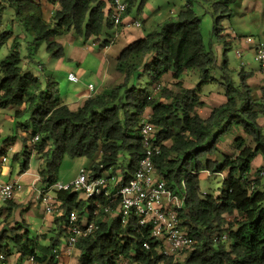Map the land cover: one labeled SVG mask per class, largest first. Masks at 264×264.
<instances>
[{
    "label": "trees",
    "instance_id": "16d2710c",
    "mask_svg": "<svg viewBox=\"0 0 264 264\" xmlns=\"http://www.w3.org/2000/svg\"><path fill=\"white\" fill-rule=\"evenodd\" d=\"M44 1L58 5L51 19L44 16ZM147 1L142 0L139 12ZM108 2L0 0V27L3 12L9 7L15 12V20L32 36L25 56L15 42L11 54L0 63V109H15L16 119L28 116L32 128L29 122L20 128L34 136L39 134L35 149L43 160L41 183L47 186L58 181L61 162L67 157L89 159V170L93 176H100L115 174L120 161L128 156L126 170L120 171L123 180H129L144 156L142 124L152 123L161 144V153L154 158L159 176L175 191H179L183 179L187 180L186 208L179 211V217L195 244L182 262H175L173 256L163 254L159 241L150 239V227L139 225L138 219L125 224L120 217L103 221L100 217L99 229L77 245L78 263L121 264L130 260L131 264H264V177L259 174L264 171V135L259 123L264 116V88L262 97H256L246 83L253 74L242 71L238 81L225 62L224 66L218 64L213 49L204 43L201 19L192 4L126 46L114 61L122 81L90 96L77 110L64 104L60 83L36 60L44 49L54 58H62L64 48L56 38L65 32L74 31L89 40L100 36L105 27L112 28ZM229 3L230 0L216 2L215 14L224 16ZM131 6L132 2L126 15ZM12 36L10 31L0 32V49ZM222 40L227 44L223 37ZM25 59L39 67L40 76L30 67H23ZM186 71L198 73L196 89L183 86L181 78ZM173 80L178 91L162 86ZM219 80L225 87L226 101L204 116L200 112L205 106L201 87ZM244 134L252 138L253 148L247 146ZM227 135L238 152L234 156L221 150L220 143L226 141ZM14 137H7L4 143ZM5 150L0 148V157ZM30 154L26 152L23 170L29 166ZM258 155L263 169L253 177L250 170ZM204 169L226 173V188L221 193L202 192L199 172ZM251 181L257 186L255 190L250 188ZM80 195L58 193L64 211L61 220L66 223L46 245L39 236L30 235L25 221L12 223L8 214L0 220V254H16L19 258L33 255L40 264H56L53 249L60 246V236L67 233L66 216L72 211L92 215L97 208L93 200ZM86 201H90V207L85 211ZM96 201L102 209H116L119 205V201L111 203L105 197ZM100 215L106 214L102 210ZM228 217L233 221L226 227ZM43 238L46 240L47 235ZM146 241L149 249L144 247Z\"/></svg>",
    "mask_w": 264,
    "mask_h": 264
},
{
    "label": "rangeland",
    "instance_id": "374dc122",
    "mask_svg": "<svg viewBox=\"0 0 264 264\" xmlns=\"http://www.w3.org/2000/svg\"><path fill=\"white\" fill-rule=\"evenodd\" d=\"M126 3L132 2L131 11L128 14L130 24V35L122 36L119 39L118 47H121L122 44H127L128 42L135 41L138 36L144 37L147 33L159 28L167 18L177 16L185 7L190 3L192 8L196 11L201 19V31L203 34V39L205 45L209 48L211 47L216 55L219 65L224 66V62L227 65L226 69L232 73L233 78L236 80H241V72L245 71L248 74H253L254 78L246 79V83L252 89L256 97H262L263 86L261 84V76L259 71V64L254 60L255 45L263 43L264 45V0H230L228 4L229 11L225 13L224 16H219L215 14V3L219 0H148L144 5L141 12L139 8L141 6L142 0H123ZM50 9H54L52 5H49ZM110 8V3L108 6ZM47 17L51 19L52 14L47 13ZM141 23V27H135L133 22ZM222 31H218V29ZM10 31L13 33V36L7 41V43L0 49V63L8 58L11 54L13 45L15 42H18L19 50L22 56H25L28 44L32 42V36L24 30V25L15 20V12L12 8L7 7L3 12V24L0 27V32ZM114 33V29L105 27L100 36H93L89 40L80 37L74 31L65 32L63 35L56 38V41L59 42L64 48V56L60 59L54 58L51 54L44 49L41 54L36 56L37 61H41V65L46 66V70L51 72L49 66L58 63L56 68L57 75L54 77L60 83V94L63 96L66 93L74 94L77 93L82 85L69 83L66 80V75L69 71H77L79 65L84 68H88L90 72V79L95 85H99L100 79L96 75L99 66V41L100 43H105L110 39V35ZM137 34V35H136ZM218 34L220 35L218 37ZM222 37L227 41V44L222 40ZM87 41L89 45H92L94 42L98 43L96 47L97 50L91 52H83L81 58L71 57V53L74 50V47L82 48L84 47L83 43ZM228 45V47H227ZM227 48V50H226ZM80 50V49H79ZM71 57V59H70ZM102 60V59H101ZM113 61V62H112ZM111 61L110 70L114 69L115 62L114 59ZM30 61L25 59L23 61V66L26 64L29 65ZM39 67L30 63V70L35 72L36 76H40ZM50 68V69H49ZM221 71V70H220ZM219 74V72H218ZM258 76V78H256ZM260 76V78H259ZM248 78V77H247ZM182 84L186 88L196 89L197 84L199 83V75L196 71H186L182 78ZM219 80L216 83H211L209 85L202 86L200 97L202 101H205V106L200 110L202 115H208L210 111L225 103L226 98L224 96L225 87L221 85ZM174 80L170 84H163L162 86L165 89L178 91V87L174 84ZM161 89V88H160ZM163 89V88H162ZM161 89V90H162ZM158 90V95L159 91ZM160 101H165L164 98H161ZM151 113V110H149ZM149 116V115H148ZM29 122L30 129L32 128V123L28 119V116H23L20 118H15V109H0V147L4 143V139L9 136L15 135L14 140H10L8 143L12 142V146L17 148L21 145L24 150H29L31 153H37V150L34 146H31V140L34 135L29 132L22 136L23 132L20 128L21 124ZM259 123L262 128L264 135V116L259 118ZM17 138V139H16ZM246 139V144L249 147H254L252 138L244 134ZM16 139V140H15ZM232 137L227 135L225 142L220 143V147L223 153L227 155H233L236 152L232 146ZM9 145V144H8ZM13 151V150H12ZM10 153V154H9ZM11 164L15 165L13 160L14 153L8 152ZM38 155V154H37ZM26 159L25 153L20 156L19 162L24 163ZM83 160L80 158H65L60 165L58 177L60 180L66 181L71 180L77 174L78 167ZM90 162V161H88ZM129 163V157L126 156L123 158L119 165L117 166L118 171L115 170V174L112 172L104 173L105 176H115L123 177L121 169L126 170V166ZM36 166V165H35ZM39 166L36 167V169ZM44 167L40 168L39 173ZM263 169V160L260 155H258L254 162L252 163V169L250 174L255 177L259 170ZM226 175V173L224 172ZM200 186L202 192H208L217 194L222 192L226 188V184H223V179L221 177H207L205 175L201 176ZM90 207V201H86L84 210H88ZM36 207L33 215L29 219L31 220L32 227H30V235H37L38 232H42L41 228V213ZM102 218V221L107 218H113L112 216L99 215V218ZM57 217H54L52 223L55 222ZM226 227L229 222L233 221V217H228L226 219ZM51 223V224H52ZM56 227V226H55ZM46 232L49 235L53 234L51 227H49ZM39 241L43 242L45 245L49 241L42 238V235ZM194 249V246L185 249L179 253L170 252L167 256H173L175 262H182ZM18 259V255L11 257V260ZM72 264H79L77 254L73 257ZM121 264H131L130 260L121 261Z\"/></svg>",
    "mask_w": 264,
    "mask_h": 264
},
{
    "label": "built area",
    "instance_id": "2783aa9c",
    "mask_svg": "<svg viewBox=\"0 0 264 264\" xmlns=\"http://www.w3.org/2000/svg\"><path fill=\"white\" fill-rule=\"evenodd\" d=\"M110 3V22L114 29L113 36L109 44H113L121 36L122 26L128 10V3L123 0H109ZM133 25L140 27L141 23L135 21ZM254 60L259 64L261 84L264 88V45L256 44ZM68 79L78 82L79 79L74 73L68 74ZM89 97L96 93L94 84H88ZM156 128L148 121H144L141 127V140L144 148V156L139 161L133 176L124 181L122 176H93L88 167L83 166L78 170L77 175L69 181L58 180L51 185H40L41 176H37L29 189L33 191L37 200L44 205L45 212L48 214L63 215L64 211L60 203H57L52 193L61 191L80 192L85 199L93 200L97 208L92 215H81L77 211L67 215V236L60 247L53 249L56 258L61 253L72 255L77 250V245L82 238L90 237L99 229V215L101 211L112 217H120L123 223L138 219V223L144 227H150V239L159 241L163 246V254L170 252L179 253L195 244L194 238L182 226L179 211L186 208L188 198L187 180L181 181L179 191L170 189L167 182L159 176L155 167L154 158L161 153V144L156 137ZM40 136L36 134L32 140V146H36ZM12 151L9 148L7 152ZM7 155H3L1 163H6ZM197 174L196 171H192ZM199 173L207 177L225 178L224 172H211L208 169L201 170ZM264 177V171L260 173ZM251 190L257 188L251 181ZM24 184L16 180H5L0 174V206L14 199L16 195L25 191ZM99 197H105L111 203L119 201L116 209L110 206L102 207L96 201ZM102 209V210H101ZM144 247L149 249L148 241ZM11 256L0 254V264H11ZM30 264H40L33 255L26 256ZM17 260L13 259V264Z\"/></svg>",
    "mask_w": 264,
    "mask_h": 264
},
{
    "label": "crops",
    "instance_id": "0c3cea01",
    "mask_svg": "<svg viewBox=\"0 0 264 264\" xmlns=\"http://www.w3.org/2000/svg\"><path fill=\"white\" fill-rule=\"evenodd\" d=\"M43 4H44V16H45V18L49 19V17H47V13L50 10V13L52 14V11L54 10V9H50L49 5H52V7H55V9L58 8V5L55 6L53 4L48 3L47 1H44ZM124 22L125 23L122 26L121 36L116 40L115 43L109 44V40L113 36V33L110 35V39L107 40L105 43H100V41H99V48H100L99 49V59L101 57L102 60L100 59V61H99L100 66H99V69L96 73V75L100 79L99 80L100 83L98 86L95 85L90 79V72L91 71H89L88 68L82 67L81 66L82 64L79 65V68L76 72L75 71H69L68 72V74L74 73L75 75H77V77L79 79L78 82L70 81L68 79V74L66 75L67 76L66 77L67 82L82 85L81 89L77 93H74V94L66 93L62 96L64 104H66L71 110H77L79 107H81L84 104L85 100L87 98H89V96H88L89 91L87 88L88 84H94V86L96 88V93H99V92H102L106 88H111V87L116 86L118 83H120L122 81V79H123L122 75L116 71L115 67H114V69L110 70V66H111V61L113 59L115 61L118 58V56L120 55L121 51L126 46H128L130 43H132V42H128L127 44H122L121 47H118L119 39L123 35L127 36V35H130V33H131V30H130L131 21H129L128 15H126ZM140 38H143V37L138 36V38L136 40H138ZM82 43H83V41H82ZM83 45H84V47H82V48L81 47L80 48L74 47V50L71 53V57L77 58L79 56V58H81V55L84 51L85 52H91L94 50L96 51L97 50L96 47L98 46V43L94 42L92 45H89L86 41L83 43ZM71 57H70V59H71ZM81 60L83 61V58H81ZM57 66H58V63L49 66L51 68L50 71L52 72L54 77L57 75V70H56ZM23 67L25 69L29 68L30 63H29V65L26 64ZM43 67L46 68V66H44V65H43ZM258 73H259V71H258ZM256 78H258V76ZM259 78H260V76H259ZM22 132H23L22 136H24L25 131L22 130ZM8 142L6 144L4 143L0 148H3V150L6 149L5 153L3 155H7V153H8L7 150H9V148H12L13 151H11V152L14 153L13 160L15 162V165L11 164V160L9 158L10 153L7 155L8 160L6 163H1V158L3 156V155H1V157H0V174L3 176V178L5 180H8V181L9 180H16V179L20 180L24 184L26 189L24 192L16 195V197L14 199L10 200V202L8 201L7 203L0 206V220H3L9 214V216H10L9 221H12V223L25 221V223L27 224V226L30 229V227H32V223H31V220L29 219V216L31 217L33 215L34 210L37 207L38 209H40L39 211L41 213V228H42L41 231L42 232L37 231V235H35V236H41L42 235V238H43L44 235H47L46 240L49 241L51 237H55L56 234H58L59 227L60 228L64 227L63 224L66 222L63 223L61 220V217H63L64 214L63 215H60V214L53 215V214L46 213L44 205L40 202V200L36 199V196L34 195L33 191H31V189H29L30 185L34 182L35 178L37 176H41L39 171H40V168H42L43 160L39 157V155H37V153L36 154L31 153L29 156V163H28L29 166L27 169L23 170L22 169V163L19 162V159L23 153H25V156H26V152L29 150H24L21 147L22 144H20V146L17 148L16 146H12V144H13L12 142H10V143H8ZM80 159L83 161L80 163L78 170L83 166H86V167L90 166L91 161L89 159H87V158H80ZM88 161H90V162H88ZM37 166H39V168L36 169ZM77 173H78V171H77ZM58 180H60V179H58ZM61 181H63V180H61ZM66 181H69V180H66ZM39 184L44 185L41 182ZM52 195H53V197L55 196V200L57 201V203H60V205H62V202L58 198V193L53 192ZM80 196H83V195H80ZM54 217H57V219L55 220L54 223H52ZM66 220H67V216H66ZM49 227H51V229L53 231L52 235H49L46 232L48 229H50ZM66 236H67L66 232L60 236L61 244L64 242ZM40 239L41 238H39V240ZM46 240H44V241L46 242ZM58 247H60V246H58ZM58 247H55V248H58ZM76 252L77 251L75 250L72 255L61 253L60 256L56 258L57 259L56 264H72V260H73V257L75 256ZM11 264H13V259L11 261ZM16 264H30V263L27 261L26 257H24V258L18 257Z\"/></svg>",
    "mask_w": 264,
    "mask_h": 264
}]
</instances>
